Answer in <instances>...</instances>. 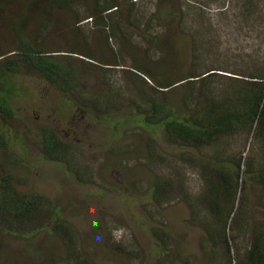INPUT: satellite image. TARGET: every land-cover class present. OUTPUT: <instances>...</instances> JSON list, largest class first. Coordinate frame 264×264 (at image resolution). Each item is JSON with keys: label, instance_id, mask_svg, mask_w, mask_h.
<instances>
[{"label": "rangeland", "instance_id": "374dc122", "mask_svg": "<svg viewBox=\"0 0 264 264\" xmlns=\"http://www.w3.org/2000/svg\"><path fill=\"white\" fill-rule=\"evenodd\" d=\"M115 1L101 18L95 0H0V53L25 42L74 73L66 90L29 65L6 75L0 177L44 195L50 210L29 233L0 229V264H224L210 257L204 227L213 220L200 202L195 152L146 124L144 113L154 99L182 109L188 85L162 91L160 83L211 69L204 88L220 89L233 73L254 72L264 59V0ZM191 84L197 92L199 81ZM45 130L66 144L63 160L45 155ZM224 146L259 159L250 135ZM59 220L69 239L52 231ZM236 233L243 252L249 235Z\"/></svg>", "mask_w": 264, "mask_h": 264}, {"label": "trees", "instance_id": "16d2710c", "mask_svg": "<svg viewBox=\"0 0 264 264\" xmlns=\"http://www.w3.org/2000/svg\"><path fill=\"white\" fill-rule=\"evenodd\" d=\"M53 2L69 5V0ZM118 7L115 0H95L91 10L105 18ZM21 65H29L63 90L72 87L74 73L64 67L56 55L21 42L12 50L0 53V114L11 115L6 75L19 71ZM211 71L190 72L178 81L160 83L158 87L166 89L162 91L184 83L188 85L181 96L182 109L171 102L154 99L144 113V121L161 126L171 142L195 152L194 160L200 165L205 188L200 202L213 220L212 228L204 227L206 240L213 245L210 257L213 260L221 257L224 264H264V59L254 72L233 73L237 76H229L232 81L225 88H204L215 74ZM193 81L200 83L197 92L192 90ZM243 134L250 135L256 142L259 159L256 160L254 154L246 157L226 154L224 145L228 139ZM5 145L0 130V147ZM65 147L54 131L43 132V151L49 159L63 160ZM253 190L255 200L249 208ZM49 205L50 201L42 194L16 189L9 173L0 177V229L3 232H31L33 222L45 217ZM239 229L249 235V245L243 252L233 245ZM52 231L60 236L61 232L65 233L69 239V229L62 220L53 225Z\"/></svg>", "mask_w": 264, "mask_h": 264}]
</instances>
